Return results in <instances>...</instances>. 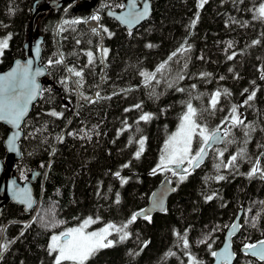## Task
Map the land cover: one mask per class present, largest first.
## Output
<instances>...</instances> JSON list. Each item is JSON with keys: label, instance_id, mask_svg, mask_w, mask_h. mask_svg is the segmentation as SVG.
<instances>
[{"label": "trees", "instance_id": "obj_1", "mask_svg": "<svg viewBox=\"0 0 264 264\" xmlns=\"http://www.w3.org/2000/svg\"><path fill=\"white\" fill-rule=\"evenodd\" d=\"M36 1L50 2L0 0V38L8 39L0 71L24 57ZM86 1L46 10L35 21L46 75L22 127L14 175L24 182L38 172L32 184L39 207L35 214L17 204L4 208L0 264H55L53 234L86 217L125 225L168 175L175 191L166 211L129 223L124 241L114 232L115 243L85 264H212L240 208L235 264H264L240 251L264 239V0H152V16L132 31L106 14L120 10L122 0H99L101 33L86 24ZM189 104L198 125L227 135L204 164L174 175L158 168L159 157ZM9 131L0 124L3 161ZM257 161L260 171L249 176Z\"/></svg>", "mask_w": 264, "mask_h": 264}, {"label": "snow or ice", "instance_id": "obj_2", "mask_svg": "<svg viewBox=\"0 0 264 264\" xmlns=\"http://www.w3.org/2000/svg\"><path fill=\"white\" fill-rule=\"evenodd\" d=\"M206 0H202L201 6ZM119 7L123 8L125 5L121 4ZM129 11L123 15L118 17L125 24H132L134 22H138L140 19L147 16L149 7L148 4L145 3L142 11H133L137 7L136 0H131L128 5ZM259 13L261 17H264V5H262L259 9ZM92 19L99 20V16H93ZM79 21H73V23H78ZM68 23V21H65ZM107 32V29H103ZM96 31L95 29L93 30ZM10 39V37H9ZM8 46V39L0 40V52L4 48ZM151 45H149L150 47ZM105 55L107 54V49H104ZM89 62L92 61V53H88ZM232 57L230 56L229 59ZM51 64L52 61H49ZM55 63H62V60H57ZM28 64H31V61H28ZM19 68V65H18ZM163 68V65H161ZM72 71L74 75L81 76V73L75 71L74 69H69ZM39 69L36 71V75H39ZM36 85L34 79L29 76V69L27 67L23 68L19 71L14 69L11 73L8 74L7 77H0V121H7L9 124L14 125L16 127L19 126L20 119L24 116L28 103L35 98L36 95ZM21 89V91H18ZM247 91V90H245ZM255 93L253 92L248 96V100H251L254 97ZM219 93H216L212 98V105L215 106L217 102V98ZM247 101H245L246 103ZM137 107H139L137 105ZM233 114L236 112V108L232 109ZM195 114V110L192 106L188 105V112L183 118V122L180 125V129L177 134L172 138L171 141L166 145V152L161 156L160 164L158 168L167 169V164H182L187 160L189 167L198 166L204 154L206 153V149L210 146L211 143H215L220 137L217 133L220 131L219 128L209 133L207 128H201L199 131V136L201 138V147H199L198 151L193 155L191 149V143L194 134H196L197 125L193 120L192 116ZM52 116H58L59 114L55 111L51 112ZM150 117L148 115H144L141 117L142 120H148ZM232 120L234 124L242 123V121L236 115H233ZM227 135V132H225ZM15 139V136H13ZM12 143V140L9 141ZM140 150L136 153V156L139 157L141 152L143 151V140L140 142ZM223 155V152L220 153ZM237 159V156L233 155L229 160L228 164L232 165ZM259 162L257 161V165L254 166L249 172V176L256 174L260 171L258 167ZM219 167V165H217ZM184 172H187L188 169H183ZM156 169H153V174H155ZM175 175L176 173L173 172ZM264 175V173H261ZM119 176V173H116ZM185 177L181 176V180ZM217 179H224L223 176L217 177ZM126 182V181H125ZM23 194V193H21ZM155 195V194H154ZM207 199H212L211 196L207 197ZM25 203H31L30 200L26 199ZM118 202V198H117ZM157 203H161V201H157ZM143 215L144 219L150 220L151 217L147 213V211H142L135 213L131 216L128 223H133L138 216ZM93 220L91 218L84 220V222L77 228H70L67 231L61 232L59 235H53L51 237V243L49 245L50 252L57 253L55 256V264H64V262H72V264H85V261L94 254L95 251L101 248L110 247L113 244L112 240H108L107 237L112 234V230H115L118 233H122L120 235V239L124 240L127 238V232L124 229L127 227V224L123 225L120 228H117L113 224H108L106 227L100 229L99 231H93L91 233H86L84 229L91 225ZM232 229L235 230L237 228L236 224H233ZM232 233H230L231 235ZM185 246H187V242L185 241ZM210 247V246H209ZM242 251L245 255H252L258 257L260 260H264V240L259 241L258 243H247L243 246ZM213 257H217V264H230L233 253L230 251V244L226 243L222 252L211 253Z\"/></svg>", "mask_w": 264, "mask_h": 264}, {"label": "water", "instance_id": "obj_3", "mask_svg": "<svg viewBox=\"0 0 264 264\" xmlns=\"http://www.w3.org/2000/svg\"><path fill=\"white\" fill-rule=\"evenodd\" d=\"M77 1L78 0H50L49 3L40 6H38V1H36L33 8V14L31 18L28 38L25 43L24 57H19L15 59L9 67L0 71V77H7L8 74L11 73L14 69H17L19 74L20 70L27 67L29 69V76L32 79H34L35 85L37 86L35 98L28 103L27 110L24 116L20 119L18 127L9 124L7 121H0V124H4L10 129L8 135L4 139V146L6 151L5 161H3L0 158V177L2 176L3 178L0 187V220L2 218L4 208H6L9 204H17L19 206H22L25 212H30L31 210H33L37 200L32 181L36 179L38 172L34 171L31 174L30 178L24 182H20L18 178L14 175V165L21 156L20 141L23 136L22 127L31 111L32 106L39 100L42 90V79L46 75V67L41 63L42 38L41 37H38L36 39L34 38L36 18L38 15L44 13L46 10L60 9L64 6V4H71ZM98 1L99 0H88L84 4H82L81 7L84 10H92L93 8H95ZM130 2L131 0H122V4L125 5V7L121 8L120 10L109 8L106 13L109 17L113 18L123 27L127 28L129 31H132L152 16L153 4H152V0H136L137 7L132 10L142 11L144 4L147 3L149 7L148 14L144 18L140 19L138 22H134L132 24H125L121 19H118V17L125 15L130 10L128 7ZM28 61H31L30 65L28 64ZM37 69H39L40 72L39 75H36ZM18 91H21V89H18ZM217 135L220 137V139H218L215 143H211L210 146L207 147L206 153L201 159L199 165L204 164L207 161V158L209 156V151L211 148L218 147L224 142L226 137L225 133L222 130H220L217 133ZM13 136H15V139H13ZM10 140H12L11 144L9 143ZM198 166H193L191 168L194 169ZM170 169L173 170L178 175H182L185 173L183 171L184 169L183 164L172 165L170 166ZM174 191H175V186L172 183L171 176L168 175L155 188V190L153 191L150 197L149 203L139 212L146 210L147 213L150 215V217H152L156 213L165 212L167 209L168 201L172 196V194L174 193ZM26 199L30 200L31 203L30 204L25 203L24 201ZM157 201H161V203H157ZM137 218L139 219L144 217L143 215H140ZM240 218L241 215H239L238 218L233 222V224L237 225V228L233 230L231 227L233 224L228 228L227 232L225 233V237L222 245L215 251L218 253L222 252L225 244L229 243L230 251L234 254L230 264H234L237 258V254L234 250L232 242H233V238L236 237L241 231ZM230 233L232 234L230 235ZM261 240L264 239H260L252 243H258ZM245 244H243L240 247V251L243 255L245 254L242 251V249ZM245 256L252 257L256 259L258 262L264 263V260H260L256 256H252V255H245ZM217 260L218 258L214 257L212 264H217Z\"/></svg>", "mask_w": 264, "mask_h": 264}, {"label": "rangeland", "instance_id": "obj_4", "mask_svg": "<svg viewBox=\"0 0 264 264\" xmlns=\"http://www.w3.org/2000/svg\"><path fill=\"white\" fill-rule=\"evenodd\" d=\"M81 1H82V0H78L77 3L79 4ZM3 39H4V38H0V40H3ZM2 52H3V50H2ZM2 52H0V57H1ZM187 112H188V110L183 114L182 119H181V121H180V123H179L177 129H176L174 132H172V133L168 136V138H167V140H166V142H165L164 148H163V150H162V153L160 154L159 162H160L161 156L164 155L165 152H166V145L168 144L169 141L172 140V138H173V137L177 134V132L179 131V129H180V125H181V123L183 122V118H184V116L187 114ZM192 120L197 124V122L195 121V117H194V115L192 116ZM197 125H198V124H197ZM201 128H205V127L199 125V128H197V130H196V134H194L193 139H192L191 149H192V154H193V155L196 153V151H198L199 147L202 146V145H201V138H200V141H199L200 144L197 145V146H195V141L198 140V137H200V136H199V131H200ZM209 133H211V132H209ZM182 164L184 165V169H185V168L190 169V167H189V165H188V163H187V160H185V162L182 163ZM172 165H176V164H167V167L170 168V166H172ZM89 218H91V219L93 220V223L84 229V231H85L86 233H91V232H93V231H99L100 229L106 227L108 224H113V225H115L117 228L122 227V226H119L118 224H116V223H114V222L100 223V220H99L98 218H95V217H86V218L83 219L79 224H77V225H75V226H72V227H69V228H67V229H65V230H63V231H61V232L67 231V230L70 229V228H77V227H79V226L84 222V220L89 219ZM126 224H127V227L124 229V231L127 232V234H128V235H127V238H128L129 233H130L129 228H128L129 223H126ZM61 232H59V233H55V234H53V235H59ZM114 232H116V231H115V230H112V234H113ZM117 233H118V232H117ZM112 234H111V235H112ZM53 235H52V236H53ZM111 235H109V236L107 237V239H108V240H112V241H113V244H114L115 241L113 240V238L111 237ZM120 235H122V233H118V240H120V241H124V240L127 239V238H126V239H124V240H121V239H120ZM52 236H51V237H52ZM50 243H51V239H50ZM113 244H112V245H113ZM49 245H50V244H49ZM98 250H99V249H98ZM98 250H97V251H98ZM95 252H96V251H95ZM95 252H94V253H95ZM53 253H54V252H53ZM54 255L56 256L57 253H54ZM92 255H93V254H92ZM92 255H91V256H92ZM91 256H90V257H91ZM90 257H89V258H90ZM89 258H88V259H89ZM88 259H87V260H88ZM87 260H86V261H87ZM86 261H85V262H86Z\"/></svg>", "mask_w": 264, "mask_h": 264}, {"label": "bare ground", "instance_id": "obj_5", "mask_svg": "<svg viewBox=\"0 0 264 264\" xmlns=\"http://www.w3.org/2000/svg\"><path fill=\"white\" fill-rule=\"evenodd\" d=\"M76 4H78L77 2H75L74 4H71L70 6H74V5H76ZM92 10H94L98 15H99V17H100V13L98 12V11H96L94 8L92 9ZM92 10H90V11H92ZM107 12V11H106ZM33 14V13H32ZM90 14V13H89ZM107 14V13H106ZM91 29V28H90ZM92 30H94V29H92ZM97 31H99L100 33H101V30L99 29V30H97ZM58 31H57V28H56V33H57ZM98 51L100 52V55L102 56V48H101V46H99V48H98ZM102 59H103V56H102ZM72 80H73V82L75 81V78H74V76L73 75H71V77H70ZM97 95V94H96ZM94 97H96V96H94ZM94 97H92V99L94 98ZM4 141V140H3ZM190 169H192L191 167H190ZM195 169V168H194ZM172 180V179H171ZM173 183V182H172ZM174 185V184H173ZM175 186V185H174ZM149 203V202H148ZM143 209V208H142ZM140 211V210H139ZM138 211V212H139ZM239 215H241V218H242V215H243V211H240V213H239ZM238 215V216H239ZM238 216L236 217V219L238 218ZM241 218H240V224H241ZM235 219V220H236ZM229 228V227H228ZM228 230V229H227ZM227 232V231H226ZM225 237V236H224ZM213 259H214V257H213ZM236 260H237V258H236ZM236 262V261H235ZM213 263V262H212ZM235 264V263H234Z\"/></svg>", "mask_w": 264, "mask_h": 264}, {"label": "built area", "instance_id": "obj_6", "mask_svg": "<svg viewBox=\"0 0 264 264\" xmlns=\"http://www.w3.org/2000/svg\"><path fill=\"white\" fill-rule=\"evenodd\" d=\"M93 16H99L95 11L92 12L87 20V26L91 29L99 30L100 29V19L94 20L92 19Z\"/></svg>", "mask_w": 264, "mask_h": 264}, {"label": "flooded vegetation", "instance_id": "obj_7", "mask_svg": "<svg viewBox=\"0 0 264 264\" xmlns=\"http://www.w3.org/2000/svg\"><path fill=\"white\" fill-rule=\"evenodd\" d=\"M189 170H191V169H189ZM189 170H188V171H189ZM172 182H173V181H172ZM240 211H243V210H241V208H240V210L238 211V214L236 215V217L239 215ZM243 214H244V211H243ZM242 216H243V215H242ZM236 217L234 218L233 222L235 221ZM232 224H233V223H232ZM232 224H231V225H232ZM231 225H230V226H231ZM240 225H241V224H240Z\"/></svg>", "mask_w": 264, "mask_h": 264}]
</instances>
